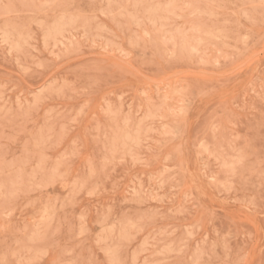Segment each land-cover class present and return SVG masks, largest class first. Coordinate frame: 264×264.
<instances>
[{
	"label": "rangeland",
	"instance_id": "rangeland-1",
	"mask_svg": "<svg viewBox=\"0 0 264 264\" xmlns=\"http://www.w3.org/2000/svg\"><path fill=\"white\" fill-rule=\"evenodd\" d=\"M0 264H264V0H0Z\"/></svg>",
	"mask_w": 264,
	"mask_h": 264
},
{
	"label": "bare ground",
	"instance_id": "bare-ground-1",
	"mask_svg": "<svg viewBox=\"0 0 264 264\" xmlns=\"http://www.w3.org/2000/svg\"><path fill=\"white\" fill-rule=\"evenodd\" d=\"M42 12V11H41ZM45 15V14H44ZM54 22V21H53ZM6 25V24H5ZM53 25V24H52ZM56 26V25H55ZM54 26V27H55ZM8 29V28H7ZM47 31V30H46ZM48 32V31H47ZM3 33H4V31H3ZM7 34V33H6ZM67 34V33H66ZM5 35V34H4ZM50 35V34H49ZM12 36V35H11ZM45 36V35H44ZM60 36H61V33H60ZM212 36H214L213 34H212ZM13 37V36H12ZM115 134V133H114Z\"/></svg>",
	"mask_w": 264,
	"mask_h": 264
}]
</instances>
